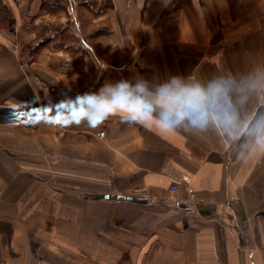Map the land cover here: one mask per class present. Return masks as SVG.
Masks as SVG:
<instances>
[{"label": "crops", "instance_id": "1", "mask_svg": "<svg viewBox=\"0 0 264 264\" xmlns=\"http://www.w3.org/2000/svg\"><path fill=\"white\" fill-rule=\"evenodd\" d=\"M174 79L206 128L76 120ZM0 264H264V0H0Z\"/></svg>", "mask_w": 264, "mask_h": 264}, {"label": "clouds", "instance_id": "2", "mask_svg": "<svg viewBox=\"0 0 264 264\" xmlns=\"http://www.w3.org/2000/svg\"><path fill=\"white\" fill-rule=\"evenodd\" d=\"M101 66L106 68L108 65ZM219 93L220 89L215 86L210 85L205 89L199 85H185L175 79L162 83L154 93L149 92L143 84L132 86L128 81H123L99 96L80 97L83 103L76 120L79 122L87 117L89 127L96 128L108 115L115 114L120 116L121 122L135 121L147 125L153 119L152 113L158 110L155 119L163 131L174 130L184 122L204 129L210 121L209 108ZM100 135L103 136V133Z\"/></svg>", "mask_w": 264, "mask_h": 264}, {"label": "built area", "instance_id": "3", "mask_svg": "<svg viewBox=\"0 0 264 264\" xmlns=\"http://www.w3.org/2000/svg\"><path fill=\"white\" fill-rule=\"evenodd\" d=\"M185 190L188 193V200L193 201L196 199V193L191 189L190 184L186 181L185 182ZM171 191L173 193H177L179 191V184L174 183L171 187ZM114 197L118 196V193L113 194ZM128 199L132 202H140V203H148L150 201V196L145 192H137L128 196ZM185 200L180 199L177 200V203H184Z\"/></svg>", "mask_w": 264, "mask_h": 264}, {"label": "snow or ice", "instance_id": "4", "mask_svg": "<svg viewBox=\"0 0 264 264\" xmlns=\"http://www.w3.org/2000/svg\"><path fill=\"white\" fill-rule=\"evenodd\" d=\"M57 107H59V108H63L64 107V105H58ZM57 119H59L58 117H57ZM65 123H67V121H64Z\"/></svg>", "mask_w": 264, "mask_h": 264}]
</instances>
